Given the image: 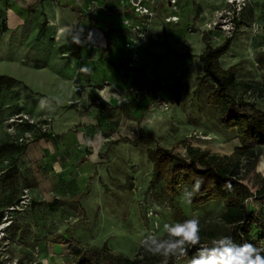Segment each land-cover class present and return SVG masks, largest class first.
<instances>
[{
	"label": "rangeland",
	"instance_id": "rangeland-1",
	"mask_svg": "<svg viewBox=\"0 0 264 264\" xmlns=\"http://www.w3.org/2000/svg\"><path fill=\"white\" fill-rule=\"evenodd\" d=\"M68 1L61 0L62 5ZM72 1L78 9L86 5L91 17L102 7L100 0ZM44 3L0 0V74L19 81L0 91V145L26 146L22 152L0 150V210L10 197L19 200L23 189L30 198V204L9 214L11 223L1 230L0 264L66 263L78 249L102 244L133 257L142 235H164L165 223L193 216L201 224L219 222L220 200L194 209L181 200L186 186L168 194L162 181L152 183L146 152L159 145L184 154L188 144L230 154L240 145L235 128L223 126L217 107L207 101L212 83L198 84L203 33L212 46L225 39L204 29L224 0H195L198 9L178 6L179 21L169 30L156 16L148 35H159V40L150 38L155 50L141 52L129 74H121L125 87L115 102L102 99L97 86H86L92 68L76 58L78 40L59 44L69 25L59 22L57 32ZM195 11L200 15L193 22ZM239 17L219 62L236 65V94L264 110V85L257 86L264 79V0H249ZM83 21L90 29L92 20ZM244 83L251 85L250 92ZM45 98L49 108L42 109ZM19 115L48 124L45 132L51 137L40 138L38 125L11 121ZM108 141L115 143L106 150ZM260 162L264 166L263 158ZM9 168L17 171L14 180L3 176ZM254 171L244 180L253 193L246 204L264 219V170ZM176 264L186 262L181 258Z\"/></svg>",
	"mask_w": 264,
	"mask_h": 264
},
{
	"label": "trees",
	"instance_id": "trees-1",
	"mask_svg": "<svg viewBox=\"0 0 264 264\" xmlns=\"http://www.w3.org/2000/svg\"><path fill=\"white\" fill-rule=\"evenodd\" d=\"M198 13L196 11L193 22ZM1 30H6V23H2ZM207 37L208 34L203 33L204 48L198 55L202 64V75L198 84L208 81L212 83L207 101L217 107V116L223 126L235 128L240 145L230 154L213 153L184 143V154L176 151L174 147L156 145L148 148L147 157L152 162L151 182L162 181L163 191L175 194L181 187L190 186L191 178L196 175L204 177L205 184L190 206L196 209L209 201L220 200L223 209L219 214V222L201 224V244L207 245L222 235H230L237 243L247 241L264 246V219L247 206L246 200L253 193L251 187L244 182L245 176L254 171L261 147L264 146V120L261 117L263 111L255 102L236 94L235 90L239 84L235 77L236 65L232 64L227 68L220 65L219 58L228 51L232 37L225 38L214 46L207 42ZM17 82L19 81L13 76L0 74V91L4 86ZM243 87L245 92L252 89L248 83H244ZM27 126L30 127L29 124ZM39 136L45 139L51 137L50 133L46 132L40 133ZM123 140L130 144L136 143V140ZM108 142L107 149L115 143ZM25 149V145L21 146L17 142L0 145L1 151L22 152ZM10 170H5L3 176L14 180L17 171ZM226 181L230 182V187L225 185ZM262 188L264 190V182ZM85 192L79 194L78 200ZM17 201L18 199L13 197L7 200L0 210V222L4 209ZM255 228L256 232L253 233ZM196 250L189 249L186 256L188 260ZM177 260L172 258L167 264H176ZM59 264H165V259L148 253L140 245L135 255L129 257L122 252L111 251L106 244H102L80 248L74 258Z\"/></svg>",
	"mask_w": 264,
	"mask_h": 264
},
{
	"label": "crops",
	"instance_id": "crops-1",
	"mask_svg": "<svg viewBox=\"0 0 264 264\" xmlns=\"http://www.w3.org/2000/svg\"><path fill=\"white\" fill-rule=\"evenodd\" d=\"M27 1L45 2L44 7H47L48 9V17L55 25L57 32L59 30V22L69 25V28L63 29L65 39L64 41L59 42V44L69 45L74 43L73 41L78 40L76 58H79L83 65L91 66L92 68L88 79L84 80V82L87 83L86 86L88 88H94L97 86L95 89L98 90L100 96H103L111 102H115L120 97V91L125 87L122 80L120 82L118 79L119 77L121 78V74H124L127 61L121 43L122 37L126 36V31L121 21L128 15L129 11V9L124 8V0H100L102 7L100 13H98L95 17H91V14L88 13L86 5L83 7L80 5L81 7L78 9L75 7L76 4L72 0H69L65 3V5H62L61 0ZM177 3L180 9L181 7H191V5L198 9V5L195 3V0H177ZM169 12L170 11L165 4L160 5L157 11V19H160V17L164 14H169ZM87 18L92 20L90 21L92 22L90 29L87 27L88 23H84L83 21L84 19L86 21ZM195 21H197V19ZM172 26L169 25L165 27L169 30L168 27ZM82 31L86 33L85 36L82 35ZM150 38H148V36L146 37L139 49V54L143 51L148 52L147 50L154 52V43ZM169 42L174 43L173 38L172 40H169ZM227 67L228 66L224 68ZM262 67V70H264V61L262 62ZM261 84L264 85V79L262 82L257 81V86H261ZM108 88H114L115 91L112 93H115L118 96H114L111 91L108 93ZM262 111L263 114L261 117L264 120V110ZM81 126L83 125L81 124ZM261 158L264 159V146L261 147V153L258 156V162L254 171L257 172L256 174H260L259 172L264 170V166H262L260 162ZM183 259L186 264H188L187 257H184Z\"/></svg>",
	"mask_w": 264,
	"mask_h": 264
},
{
	"label": "clouds",
	"instance_id": "clouds-1",
	"mask_svg": "<svg viewBox=\"0 0 264 264\" xmlns=\"http://www.w3.org/2000/svg\"><path fill=\"white\" fill-rule=\"evenodd\" d=\"M47 101V98L40 101L42 109L49 108ZM204 184L205 178L202 176L191 178L190 186L182 190V202L191 205ZM225 185L230 187V182L226 181ZM163 231L162 236L154 231L143 234L139 244L148 253L163 257L165 264L172 258L186 257L190 248L197 250L188 260V264H264V246L247 241L237 243L230 235H222L207 245L201 244V221L197 216L182 222L165 223Z\"/></svg>",
	"mask_w": 264,
	"mask_h": 264
},
{
	"label": "built area",
	"instance_id": "built-area-1",
	"mask_svg": "<svg viewBox=\"0 0 264 264\" xmlns=\"http://www.w3.org/2000/svg\"><path fill=\"white\" fill-rule=\"evenodd\" d=\"M249 0H224V6L217 9L211 19L206 20L204 29L206 32L219 31L225 38L232 37V32L235 28L236 21L240 18L241 10L246 6ZM165 4L169 9V14H164L160 17L162 24L167 26L177 23L179 17L177 15L178 5L177 0H124V8L129 9L128 15L122 19L123 27L126 31V36L122 37V47L127 58L126 70L124 74H129V71L135 67L139 58V49L150 32V25L157 16V11L160 5ZM151 38L159 40V35L151 34ZM250 92V91H249ZM166 106V105H165ZM13 122H26L30 125H38L45 132L48 124L29 118L28 116H15L11 119ZM22 141V138L20 139ZM27 204H30V198L27 190L23 189L19 200L4 209L2 217L1 230L5 224L11 223L9 214L22 210ZM6 222V223H5ZM9 223V224H10Z\"/></svg>",
	"mask_w": 264,
	"mask_h": 264
}]
</instances>
